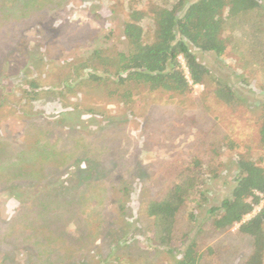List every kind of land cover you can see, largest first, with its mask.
<instances>
[{
  "label": "rangeland",
  "instance_id": "rangeland-1",
  "mask_svg": "<svg viewBox=\"0 0 264 264\" xmlns=\"http://www.w3.org/2000/svg\"><path fill=\"white\" fill-rule=\"evenodd\" d=\"M135 1L139 7L175 2L0 0V264H26L39 254V237L30 236L33 225L44 222L43 205L33 198L57 188L59 196L84 191L89 197L65 209L56 227L77 236L96 216L91 230L98 236L92 247H80L76 264H172L173 255L146 240L152 221L144 205L165 192L192 154L208 159L206 143L220 153L221 176L207 180L209 200L196 210V221L188 209L179 211L175 236L189 233L186 240H196L208 263L242 264L252 253L253 238L240 233L239 224L216 231L206 211L231 195L238 154L264 166V62L252 57L264 58V43L257 39L249 46L247 36L222 56L192 46L212 75L184 94L120 84L81 67L97 63L95 51L104 56L128 49L123 28ZM142 25L152 37L151 20ZM225 35L240 37L231 27ZM179 61L189 78L184 57ZM94 72L101 78L93 79ZM216 79L232 86L240 100L236 108L218 100ZM128 89L131 95L124 96ZM92 164L101 171L90 189L80 181L89 178ZM125 227L133 235L129 243H121ZM44 257L56 258L48 252Z\"/></svg>",
  "mask_w": 264,
  "mask_h": 264
},
{
  "label": "trees",
  "instance_id": "trees-1",
  "mask_svg": "<svg viewBox=\"0 0 264 264\" xmlns=\"http://www.w3.org/2000/svg\"><path fill=\"white\" fill-rule=\"evenodd\" d=\"M139 2L135 1L128 7L124 22L123 35L128 49L104 56L101 51H95L98 64L84 62L81 67L91 66L101 70L107 77H116L120 84L133 82L151 91L163 89L184 94L191 90L192 85L206 83L212 75L211 70L198 60L192 46L222 56L228 48H235L236 43L244 41L247 36L249 46L257 39L264 43V20L260 17L264 15V0H175L170 6L153 3L148 7H139ZM145 19H150L154 26L150 38H147L142 25ZM228 27L237 30L240 37L226 36L225 30ZM180 56L185 59L189 78L179 61ZM252 57L264 62L263 57ZM90 76L93 79L101 78L96 72L90 73ZM215 82L214 93L218 100L236 108L240 100L232 86L222 79H216ZM130 95L128 89L124 96ZM259 139L264 147V124L259 130ZM206 145L210 146V152L207 149L205 153L208 159L200 153L192 154L180 164L165 192L144 205L145 216L152 221L151 235L146 240L151 247L166 249L173 255L175 258L172 264H214L203 261L202 252L194 238L186 240L189 233H184L181 239L175 236L179 211L182 208L188 209V218L192 222L196 221V210L204 207L209 200L205 189L207 180L221 176V162L218 161L220 153L215 145ZM229 147L233 148L235 144ZM97 160L92 161L98 163ZM235 162L236 182L231 195L224 198L220 205L208 207L206 212L216 231L239 224V232L253 238V251L242 264H264V204L255 215L245 219L263 199L258 193L264 196V166L244 154H238ZM93 164L88 168L90 179L84 177L80 181L85 182L90 189L94 173L101 171V165L95 167ZM59 190L62 191L57 188L55 192H44L33 198L43 205L39 214L44 222L33 225L34 233L28 235L39 237L34 244L39 254L26 264H76L80 247L87 249L88 245L90 248L95 243L97 229L91 228L94 227L96 216L88 220V226L79 229L77 236L70 235L65 227H56V220L63 222L66 218L69 206L73 210L75 204H83L89 197L85 196L84 191L69 193L68 196V192L63 191L59 196L55 194ZM126 228L122 230L124 238L121 243H129L128 240L133 236L126 234ZM83 240L87 241V245L82 243ZM176 242L180 244L176 245ZM47 252L56 258L44 257Z\"/></svg>",
  "mask_w": 264,
  "mask_h": 264
},
{
  "label": "built area",
  "instance_id": "built-area-1",
  "mask_svg": "<svg viewBox=\"0 0 264 264\" xmlns=\"http://www.w3.org/2000/svg\"><path fill=\"white\" fill-rule=\"evenodd\" d=\"M257 193H258V192H257ZM258 194L261 195V196L263 197V199H262V201H261V204L256 205L255 208H254V210L252 211V212H256V213L261 209L262 205L264 204V196H263L262 194H260V193H258ZM252 212H251V213H252ZM251 213H250V214H251ZM256 213H255V214H256Z\"/></svg>",
  "mask_w": 264,
  "mask_h": 264
}]
</instances>
